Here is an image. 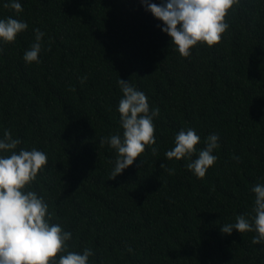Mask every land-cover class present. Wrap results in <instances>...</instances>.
<instances>
[{"label":"trees","instance_id":"16d2710c","mask_svg":"<svg viewBox=\"0 0 264 264\" xmlns=\"http://www.w3.org/2000/svg\"><path fill=\"white\" fill-rule=\"evenodd\" d=\"M20 3L17 14L0 2V18L28 24L0 44V136L6 129L18 149L47 154L31 190L72 233L70 250L92 249L89 264H264L254 232L220 231L251 211L250 188L264 183V0H239L221 40L198 43L188 57L141 0ZM35 28L45 33L40 63H26ZM119 77L159 108L158 151L146 146L110 179L116 153L99 140L123 131ZM188 127L198 148L219 136L218 159L202 178L164 155Z\"/></svg>","mask_w":264,"mask_h":264},{"label":"clouds","instance_id":"9594fccd","mask_svg":"<svg viewBox=\"0 0 264 264\" xmlns=\"http://www.w3.org/2000/svg\"><path fill=\"white\" fill-rule=\"evenodd\" d=\"M0 2L17 14L23 11L20 0ZM141 3L163 22L161 30L171 38L175 50L188 57L198 43L213 46L221 40L229 28L226 16L239 0H161L160 4L141 0ZM27 29L28 24L23 20L12 16L0 18V44L14 42ZM33 32L34 42L23 55L26 63H40L45 33L39 28ZM80 79L83 83L86 77ZM117 84L122 92L117 111L123 131L99 140L101 146L107 144L116 153L110 179L133 165L146 146L153 155L158 151L154 118L159 115V108L150 109L146 94L130 81L119 77ZM200 142L201 137L194 128H181L174 136V147L164 155L168 160L183 158L185 167L202 178L218 159L214 150L219 147V136L208 135L203 148L197 147ZM20 144L21 140L6 129L0 136V264H89V258L94 255L92 249L71 251L72 233L53 222V213L44 197L31 190L38 173L48 162L47 154L35 147L18 149ZM161 168L170 175L175 173L174 168L164 163ZM250 191L254 194L251 211L236 215L235 222L223 224L220 231L225 234L233 230L254 232L251 243L264 244V183L257 182Z\"/></svg>","mask_w":264,"mask_h":264}]
</instances>
